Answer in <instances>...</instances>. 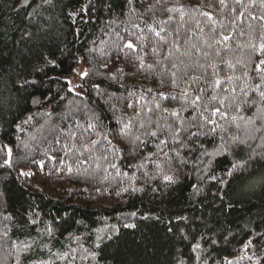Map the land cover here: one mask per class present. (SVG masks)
<instances>
[{"label": "trees", "instance_id": "1", "mask_svg": "<svg viewBox=\"0 0 264 264\" xmlns=\"http://www.w3.org/2000/svg\"><path fill=\"white\" fill-rule=\"evenodd\" d=\"M30 3L27 7L22 0H0V264H264V158L255 157L242 176H227L231 165L247 160L252 149L264 151L258 148L261 133L250 141L251 148L234 147L225 155L211 157L208 172L202 171L208 161H197L201 142L211 153L221 135L243 138V127H235L243 121L234 122L232 117H255L264 108L260 96L264 50L259 47L264 6L260 0H241L239 5L226 0L223 8L218 0H143L137 14L127 12V0H51L31 17L28 14L42 0ZM249 3L253 6L245 8ZM149 5L152 11L145 12ZM173 6H182L183 12H168ZM81 7L85 10L78 12ZM133 24H139V29ZM146 25L166 31L157 37ZM38 29H43L44 36L39 50L27 37L22 40L23 32ZM224 36L229 39L225 41ZM176 40L180 52L190 55L173 50L168 62L157 65ZM129 41L138 51L125 47ZM40 50L52 52L55 63L39 59ZM138 57L153 68H141ZM177 58L183 61L177 73L183 79L174 87L171 75H162L161 70L171 69ZM81 64L86 75L76 73ZM69 78L78 81L77 91L69 88ZM216 78L222 83L213 90L209 82ZM24 80L36 84L21 87ZM200 89H207L205 100L212 95L225 100L222 111L228 116L220 123L226 131L197 137L190 145L194 153L180 149L187 164L175 162L177 184L168 185L156 176L154 165L136 167L156 151L158 142L151 138L144 147L126 148V141L114 132L108 139L124 151L113 153L107 142L94 146V151L83 149L100 140L98 133L117 130L120 116L134 118L143 111L146 115L140 119L150 116L164 123L166 114L157 111L156 104L184 109L179 112L181 119L198 124L195 109L182 93L200 94ZM162 92L166 95L159 96ZM136 101L134 108L128 107ZM93 115L100 118L99 127L84 132ZM29 116L32 119L24 123ZM168 122L176 121L169 117ZM72 132L77 137H70ZM73 143L76 150L67 151ZM104 155L107 161L96 160ZM5 159L9 165H4ZM112 163L119 174L109 167ZM209 174L219 179L211 180ZM98 234L102 242L97 241ZM196 243L201 246L199 253L192 250ZM23 245L31 247L23 250ZM64 252L70 253L64 259L56 255ZM93 252H98L95 259Z\"/></svg>", "mask_w": 264, "mask_h": 264}, {"label": "snow or ice", "instance_id": "2", "mask_svg": "<svg viewBox=\"0 0 264 264\" xmlns=\"http://www.w3.org/2000/svg\"><path fill=\"white\" fill-rule=\"evenodd\" d=\"M23 4L27 7H31L30 0H22ZM159 2V0H158ZM219 4L223 7H227L226 0H218ZM51 0H42L41 4H37L35 8H33L32 12H30L28 15L35 16L39 14V9L42 7L43 4H50ZM236 3L239 5L241 3V0H236ZM254 3V0H253ZM253 3H249L248 5L244 6L245 8H251L253 6ZM260 3L262 6H264V0H260ZM90 6V5H89ZM127 12L129 14H137L138 8H143V0H140L139 3H137V0H127ZM108 8L111 9V5H108ZM85 10L84 7H81L78 9V12H83ZM145 12H151L152 11V5H149L147 8L144 9ZM168 12H183L182 6L177 8L175 6L168 8ZM235 12L236 9H233ZM72 15H77V13H72ZM203 15H208L207 13H203ZM244 15V11L240 12V16L242 17ZM251 15V14H249ZM252 19H257V17L252 16ZM172 19V17H169V21ZM260 20H264V16L259 17ZM159 23H167V21H160ZM232 23H235V21H232ZM133 28L139 29V24H133ZM146 27L155 33L157 37L161 36L162 32H165L166 30L164 28H160L159 31H156L155 28H153L152 25H146ZM201 31H203L201 29ZM27 37L28 40L33 42L34 47H36L38 50L42 49L43 47V29H38L37 32L33 33L31 31H25L22 33V40ZM137 39H140V37H137ZM223 39L227 41L229 39V36H224ZM261 44L260 49L264 50V36H261ZM125 47L128 49H131L133 52L138 51L137 45L133 44L131 41L127 42L125 44ZM193 48H196V45H192ZM143 46H140L139 50H142ZM173 50L175 52L179 53L181 56H187L190 55L189 52H180L179 47V41L176 40L172 44V49H170L168 56L165 57L164 61L157 60L156 64L159 65L161 63H166L168 60L173 56ZM29 51H32V49H29ZM196 51L199 52L200 49L196 48ZM153 53L157 52L156 48L152 49ZM54 54L50 51L45 52L43 50L39 51V59H43L45 63H55L54 60L51 59V57ZM140 61V67L144 68L147 67L149 69L153 68V65H145L143 57H138ZM181 64H183L182 60H179L177 58V62H172L171 69L163 68L161 70L162 75H168L170 74L171 84L175 87L178 86V81L183 79V76H178L177 73L181 72ZM260 65H264V61L260 62ZM260 65H257L259 68ZM215 68V65L212 66ZM187 68V65H185V69ZM23 72H26V69L22 70ZM87 73H82V75H86ZM184 76L187 75V72L184 71ZM192 81H195L196 79H199L198 77H191L189 78ZM227 79H231V77H228ZM163 82V81H162ZM222 83V80L220 78H216L214 81L209 82V87L213 88L215 90L216 87H219ZM262 83H264V80H262ZM28 84L35 85V80H24L21 84V87H24ZM261 85H256L257 90H259ZM207 89H200V94L195 93H189L188 91H185L182 93V98L185 99V101L189 104L190 107H193L195 109L196 116L198 117L199 123L193 124L191 121H186L181 119L179 112L183 111L184 109L175 110V109H168V108H162L160 104L155 105V109L159 111L161 114H166L163 116L164 123H161L159 119L156 121H153L150 116H148L146 119H140V117L145 116L146 114L143 111L137 112L136 117L134 118H126L124 116L117 117V124L119 125V128L117 130L108 129L106 133H98L100 136V140H93L90 142V144L83 145V149L85 151H94V146L98 145L101 142H107L109 149L113 153L122 152L125 149H118L115 146L112 145L111 140L108 139V136L113 135L114 132L116 135H118L122 140L126 141V148L127 146H132L133 149H138L141 147L146 146L149 138L153 139L154 141H157L156 143V151L150 152L147 157H145V160L143 163L137 165V168H145L148 165H154L156 170V176H159L162 178V180L168 184V185H175L179 182V176L177 174L176 169L174 168V164L177 160L180 161V165H186L187 161L181 156L180 149H188L189 151L195 152L194 147H190V145H193L195 142V139L199 136H215L217 130L219 129L222 133L226 131L224 125L220 123L221 120L226 121L227 120V112L222 111V108L225 104L224 99L218 98L216 95H212L210 98L205 100L204 93H206ZM159 96L166 95L165 93H159ZM247 95V93H245ZM194 96V98H192ZM261 100L264 101V91L260 92ZM34 103H40V101H33ZM217 103L219 106H212L213 104ZM135 103H139V101H136L134 103H129V108H134ZM152 109H149V112H151ZM236 111H240V106H236ZM169 117L173 118L175 123H169L168 119ZM32 118L29 116L24 123H28ZM125 119L128 120L127 123H125ZM234 122L235 121H243V124L236 122L235 127L237 130L241 129L243 127L244 135L243 138H241L240 135H231V136H220V143L216 145L213 149V151L210 153L206 149L203 148V143L201 142V152L200 156L197 157V161L199 163H203L204 160H207L208 163L204 165L202 171L208 172L212 165V159L211 157H219L222 155H225L230 150H232L234 147H240L247 145L249 148H251L250 141H253L257 139V133H261L259 139L261 140L260 145H258L259 149H264V108H259L258 112L255 117H232L231 118ZM100 118L98 116L93 115L90 118V122L86 125L84 128V132L89 131H96V129L99 127L98 121ZM260 124L259 127H257V124ZM196 127L197 131L193 132L192 128ZM190 133V134H189ZM164 137L161 139V137ZM70 137H77L76 132L70 133ZM143 137V139L141 138ZM59 143V141H57ZM67 147V146H66ZM168 149L165 151V149ZM76 150V144L73 143L70 148H67V151L72 152ZM108 149H105V152H107ZM135 154V153H134ZM9 155H11L9 151ZM255 157H261L264 158V151H257L256 149H252V154L249 155L248 159L245 160L242 163H233L231 165V168L227 170V176L235 179L238 176H242L243 172L247 170L249 163L254 160ZM91 159V157H89ZM108 157L107 155H104L102 157H96L97 161L104 160L107 161ZM84 160H79L78 163H85ZM61 163L63 164L64 161L61 160ZM10 160L5 159L4 165H9ZM100 165L97 163V168H99ZM109 167L112 169L117 170V174H119L118 166L115 163L109 164ZM71 166H69V171H71ZM21 175H29L28 173H21ZM147 175V173H145ZM155 177H153L154 179ZM211 180H218L219 178L215 175L209 174L208 176ZM221 183H231V180L229 181H223L220 180ZM262 187H264V181H262ZM193 188L197 189V192H199V188L197 185H193ZM125 191L127 189H124ZM132 191H142V189L133 188ZM155 191V189H154ZM132 215H135L133 213ZM4 219H10V217H4ZM35 223V221H33ZM126 227H135V225H126ZM49 234H51L52 229L51 227H48L46 229ZM114 226L112 229H109V231H113ZM103 229L98 230V232H102ZM171 231V229H169ZM6 234V233H5ZM259 235V234H257ZM78 239V238H77ZM103 237L99 234L97 235V241L102 242ZM212 243H215L213 240ZM249 244H251V241H249ZM16 245H13V248H15ZM31 246L30 245H23V250H28ZM97 249L99 248V243L96 245ZM200 244L196 243L193 245V252L199 253L200 250ZM245 247H248V244L245 245ZM71 252H75V249H71ZM70 253L64 252V253H58L56 254L58 258L64 259L66 258ZM98 255V252L91 253V256L93 259H95ZM197 259H201V256L197 254ZM251 259V257H249ZM17 260H19V257H17ZM37 264H51V261H38ZM204 264H207L205 261ZM228 264H232L231 261H228Z\"/></svg>", "mask_w": 264, "mask_h": 264}, {"label": "rangeland", "instance_id": "3", "mask_svg": "<svg viewBox=\"0 0 264 264\" xmlns=\"http://www.w3.org/2000/svg\"><path fill=\"white\" fill-rule=\"evenodd\" d=\"M84 72V66L81 64L78 69L76 70V73L78 75H82V73ZM68 84H69V88L72 90V91H77V84H78V81L76 79H73V78H69L68 79Z\"/></svg>", "mask_w": 264, "mask_h": 264}]
</instances>
